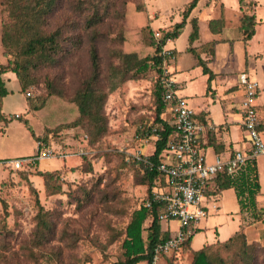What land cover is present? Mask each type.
I'll return each mask as SVG.
<instances>
[{"label":"rangeland","instance_id":"obj_1","mask_svg":"<svg viewBox=\"0 0 264 264\" xmlns=\"http://www.w3.org/2000/svg\"><path fill=\"white\" fill-rule=\"evenodd\" d=\"M189 1L58 0L52 14L45 17L44 27L47 32L61 31L53 59L47 63L31 59L32 81L24 89L15 73L2 75L10 92L1 98V111L10 120L0 124V160L33 155L37 142L53 153L31 167H0V264H109L121 258L124 227L131 212L148 194L133 157L138 153L149 155L154 149L156 137L148 133L156 126L154 88L159 76L154 70L137 77H130V73L125 76L122 55L134 53L138 59L153 55L152 35L159 40L155 31H171L174 22L182 19L180 13ZM255 1L259 23L250 42L256 56L250 72L256 73L262 85L264 0ZM237 2L199 0L174 41L176 73L187 78L181 84L183 88L191 85L183 94L194 105L203 100L201 93L206 90L207 78L195 64L194 54L187 50L189 46L199 53L212 47L207 41L212 37L228 39L217 45L218 58H233V69L228 74H218L220 82L235 79L245 68V60L250 59L243 40L238 39L243 33ZM219 16L225 24L219 32H212L209 21ZM170 21L171 25H167ZM10 22L4 0H0L1 64L15 57L16 44L11 41L4 48L2 43L4 26ZM193 23L198 36L190 42ZM163 24L166 25L161 27ZM206 41L208 44L203 45ZM92 45L100 71L96 86L107 93L103 104L107 131L102 136H96L87 122H73L79 115L74 96L92 75ZM209 109L215 123L223 120L218 101H211ZM255 160L258 199L262 201L264 153ZM43 171L53 173L48 186L40 174ZM216 203L218 207L210 209L201 221L190 248L224 240L239 229L245 233L244 243L251 247L245 248V253L240 251L243 245L237 239L228 248L214 244L213 255L226 264H243L245 258L264 264V201L258 203L261 212L252 219H242L233 189L222 190ZM41 219L51 226L45 238L37 236ZM170 224L173 228L176 222ZM191 259L192 254L186 250L172 264H190Z\"/></svg>","mask_w":264,"mask_h":264},{"label":"trees","instance_id":"obj_2","mask_svg":"<svg viewBox=\"0 0 264 264\" xmlns=\"http://www.w3.org/2000/svg\"><path fill=\"white\" fill-rule=\"evenodd\" d=\"M57 1L58 0H4L11 22L4 26L2 43L4 48H7L9 42L12 41L16 44V49L13 52L15 55L13 60H9L6 64L0 63V124L10 120L7 119L1 111V98L10 92L5 87V81L2 75L8 71L15 73L22 85V89H24L25 86L32 81L29 73V67L32 64L31 59L36 58L40 63H47L53 59V53L57 52L59 48L57 40L61 36V31L56 29L52 32H47L44 29L46 24L45 17L52 14ZM198 1L199 0H190L184 5L180 13L182 19L173 25L171 31H165L161 39L157 40L152 35L151 40L155 47L153 55L141 59H138L134 53L122 55L125 67L123 74L125 76L130 73V77H137L148 70H154L159 75L158 84L156 82L154 88V122L156 123L154 128L156 129L148 133L158 135L154 143L153 152L148 155L149 159L153 161L154 164H157L160 160L159 154L163 151L166 142L174 133L173 126L169 122V117L165 114L166 106L161 99L159 77L162 72L163 57L160 52L167 39H174L179 35L181 28L186 22V18L197 5ZM238 4L241 10L239 15V27L243 33V40H248L254 34V26L256 24L254 10L256 1L238 0ZM223 22L221 17L210 19V30L212 32H219L223 26ZM197 36L196 23H193V31L189 36V41L192 42ZM187 50L194 54L196 64L202 67V72L204 74H207V86H209L213 78L212 71L207 67L205 61L195 52L194 47L189 46ZM210 50H212L211 47ZM90 57L92 62V75L74 96V102L77 106L79 115L73 122L74 124L87 122L88 128H91V131L96 136H102L107 131L106 118L103 113V104L107 93L98 89L96 86L100 71L94 45L90 48ZM199 120L203 122V118ZM258 129L263 131V125H260ZM208 135L209 134L203 139H207ZM209 144H214L216 148H219V145L215 144V136L213 134L209 136ZM35 164L36 163L30 164L28 167L34 166ZM136 164L142 171L144 182L147 184L148 194L146 198H148L153 185L164 184L163 174L159 172L155 166L152 168L146 167L141 161H136ZM40 174L44 177V183L48 186L49 179L53 176V173L50 171H43ZM228 188H233L235 191L242 219L243 217H251L252 219L261 212V209H258L257 205L264 200L260 201L258 199L259 181L255 160L247 161L245 165L235 173H220L213 181L211 194L218 196L222 190ZM144 201L138 208L131 212L129 220L124 227V237L121 242V258L109 264H139L141 262L144 264H151L156 245L173 235L174 232L170 224L171 222L158 219V214L164 211V204L152 202L150 206H146L144 205ZM163 223H165V226ZM50 228L51 226L47 220L41 219L37 236L45 238V236L51 232ZM198 231L199 228L194 229L193 232L186 237L180 248L166 255L164 257L166 263L169 262V264H172L181 252L189 250L192 254L190 264H226L221 258L218 257L217 259V257L213 255L212 248L214 244H218V246L223 248H228L234 240L238 239L243 245L240 251L243 250L245 253V248L251 247V244L246 245V243H244L243 238L245 233L240 232L238 229L225 240H215L214 242L204 244L202 247L194 250L190 248V243L193 235ZM243 264H254V259L251 258L249 260L245 258Z\"/></svg>","mask_w":264,"mask_h":264},{"label":"built area","instance_id":"obj_3","mask_svg":"<svg viewBox=\"0 0 264 264\" xmlns=\"http://www.w3.org/2000/svg\"><path fill=\"white\" fill-rule=\"evenodd\" d=\"M154 33L160 38L163 36L159 31ZM163 46L160 52L163 57L162 72L159 77L161 99L166 106L165 114L169 117L174 133L159 154L160 160L157 164L143 153L133 157V160L143 162L146 167L155 166L163 174L164 184L152 186L144 205L150 206L152 202L163 203L164 211L158 214V219L177 223L173 228V235L154 248L151 264L166 262L164 257L180 248L186 237L200 227L201 221L207 217L210 209L218 207L216 203L218 196L211 194V190L214 179L220 173H235L247 161H254L258 155L264 153V136L258 129L264 122L258 117L255 104L259 87L257 80L245 71L238 75L244 89L240 110L243 128L249 140L248 149L236 150L228 156L215 154L213 159L209 160L205 153L203 138L212 126L199 121L186 97L179 94L178 83L169 70L175 54L173 49ZM167 61L170 63L164 65ZM150 135L158 138L157 134H148ZM52 153V149L45 148L37 142L33 155L0 160V167L21 169L38 160L50 158Z\"/></svg>","mask_w":264,"mask_h":264},{"label":"crops","instance_id":"obj_4","mask_svg":"<svg viewBox=\"0 0 264 264\" xmlns=\"http://www.w3.org/2000/svg\"><path fill=\"white\" fill-rule=\"evenodd\" d=\"M256 6H255V8H256ZM223 7H224L223 4H221V9H223ZM237 8H238L237 16L239 19V15L241 13V10L239 8L238 2H237ZM254 13H255V17H256L255 10H254ZM219 17H221V16H219ZM222 19L224 21V18H222ZM176 22H178V21H176ZM176 22H174V23H176ZM258 23L259 22L256 18V24L254 26V34L252 35V37L250 39L243 40V37L238 38V39L243 40V42L245 44V49L247 48L246 49V56L248 55L247 57L250 58V59L245 60L246 66H245V68H243L242 70H240L238 72V75L242 71H245L246 73H248L250 77H252V76L255 77L254 75H256V73L254 75H252L250 72L251 70L252 71L254 70L252 68V67H254L253 63H255V59H253V57H256L255 54L252 53L250 42L252 41L253 37L256 35V32H257V28H256L257 26L256 25ZM166 24L171 25V21L169 23H166ZM166 24H163L161 27L165 26ZM224 24H225V22H223V26H224ZM223 26H222V28H223ZM175 40H176V38L169 39L165 42L166 48L173 49V52L175 54L174 61L177 58V50H176L175 45H174ZM207 41L213 44L211 47L212 50H210V47H208V48H205L204 50H201L197 54L205 61L207 67L212 71L213 78L210 81L209 86H207V80H206V84H205L206 90L202 91V93H201V97L203 98V100L199 102V105L198 104L194 105L191 101H189V99L187 98L188 96L183 94L184 90H186V89L190 90L191 85H188V87L186 86L185 88H183L181 86L182 82L186 81L187 78H181L179 76V74L176 73V65H175L174 61L169 66V70L171 71L173 78L178 83L179 94L186 97L189 106L195 111V117L197 119L203 118L204 124H208V125L212 126V128L209 129V132L206 133V135L209 134L207 139L203 140L205 153L207 154L208 159L211 160V159H213L215 154H219L222 156H228V155H231L236 150L246 151L249 147V140H248V136H247V134L243 128V118H242V114H241V110H240V103H241V100L243 97L244 89L238 80V75L235 79L227 80L225 82H220L217 80L218 74H220V73L228 74L230 72V70L232 71V69H233V58L231 59V57L228 55L221 56V59L218 58V56H220V55H219V50H218L217 45L223 44L224 42L228 41V39L221 36L218 38L212 37ZM207 41L204 42L203 45L208 44ZM228 44H231V43L228 42ZM201 46H202V44H201ZM208 50H210V51H208ZM229 50H230V48H229ZM207 51H208V53H206ZM225 51H228V48H226ZM263 54H264V52H263ZM248 60H250V64H247V62L249 63ZM215 61H217V64L215 63ZM195 62H196V59H195ZM201 72H202V67H201ZM202 74H204V73L202 72ZM204 75L207 78V74H204ZM255 80H257V82L259 84L258 92H257V96H256V102H255L256 110H257L258 117L264 122V91H263L264 90V83L262 82L263 84L261 85V82L257 78ZM211 101L212 102L218 101V103L221 104V107L223 109V115H224L223 120L221 122L215 123L212 120L211 112L209 109V103ZM263 127H264V125H263ZM210 134H213L215 136V144L219 145V148H216L214 146V144H212V145L209 144ZM262 134L264 136V129L262 131ZM255 162H256V160H255ZM256 168H257V162H256ZM257 172H258V170H257ZM228 189H233V188H228ZM234 193H235V191H234ZM176 225H177V223L174 225L173 228H175Z\"/></svg>","mask_w":264,"mask_h":264}]
</instances>
